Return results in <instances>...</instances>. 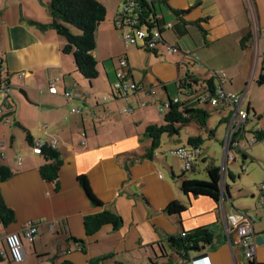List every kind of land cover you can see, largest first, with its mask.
<instances>
[{
    "label": "crops",
    "instance_id": "1",
    "mask_svg": "<svg viewBox=\"0 0 264 264\" xmlns=\"http://www.w3.org/2000/svg\"><path fill=\"white\" fill-rule=\"evenodd\" d=\"M29 1L31 8L26 0H0V59L11 87L1 102L5 112L0 114V164L12 173L0 182V196L13 212L11 223L0 222V264H14L4 240L10 233L21 235L24 259L19 264H150L159 254L157 243L166 236L203 226L215 235L201 253L208 257L188 264H247L242 249L233 241L230 244L225 234L223 216L233 211L255 217L254 264H264V208L259 205L264 179L254 206L241 210L230 203L226 180H235L234 164L247 158L238 154L226 162L223 143L228 110L214 112L219 117L213 130L207 125L202 132L193 126L185 137L165 138L162 153L159 147L150 159L142 158L151 145L145 128L161 124L168 102L199 90L213 71L224 72L227 91L244 95L242 106L250 118L242 130V150L253 131L264 130V39L257 53L250 40L242 45V38L250 32L245 0H149L154 8L151 15L158 16L162 28L163 44L154 52L143 50L141 44L126 45L117 33L120 29L114 26V17L126 0H116L114 6L108 0H97L109 11L111 25L98 28L107 40L99 42L98 32L92 53L98 76L91 82L75 71L72 55L62 52L63 37L38 28L50 22L49 0ZM254 3L264 25V0ZM168 22L172 29H163ZM164 44L176 51L168 54ZM123 58L137 85L126 99L111 90L115 72L121 70L118 60ZM251 70L254 80L247 83ZM51 85L56 94L49 93ZM257 89L260 93H255ZM65 92L72 98H65ZM195 136L202 139V152L185 178L206 181L207 168H219L225 181L224 199L219 202L185 195L178 178L181 164L176 167L169 162L167 152L194 146L188 145V138ZM221 138L220 157L210 139ZM40 140L55 141L54 149L60 154L58 189L40 176L44 158L32 152ZM252 162L259 183L264 170L254 155ZM81 175L102 208L121 218L120 228L106 225L91 236L85 234L84 218L101 209L88 202L78 184ZM250 196L254 198L253 193ZM174 201L185 210L179 216H168L164 209ZM29 223L37 230L33 242L22 236Z\"/></svg>",
    "mask_w": 264,
    "mask_h": 264
},
{
    "label": "trees",
    "instance_id": "2",
    "mask_svg": "<svg viewBox=\"0 0 264 264\" xmlns=\"http://www.w3.org/2000/svg\"><path fill=\"white\" fill-rule=\"evenodd\" d=\"M134 1L138 3L142 13L149 14L152 12L151 3L148 0ZM47 10L50 22L46 25L38 24V28L42 31L53 30L63 37L65 45L62 52L72 55L75 71L89 82L96 79L98 76L97 62L92 53L96 49L97 29L106 17L105 7L97 0H49ZM250 37L249 32L242 38V45L245 46ZM161 43L163 44L162 41ZM154 51L156 50L152 52ZM211 77L206 84L212 94L214 83L213 76ZM193 99L194 95L187 94L184 99H179L177 102L170 100L163 115L162 123L149 125L145 128L144 134L150 139L151 145L142 157L143 159H150L153 156L154 151L160 147L163 135L177 137L180 130L188 126H195L199 131L206 132L207 121L211 113L225 110L207 107L208 105L205 103L197 105ZM207 108H210L211 111ZM237 136L235 135L233 139H236ZM252 136L256 143L260 142L264 140V130H255L252 132ZM201 142L200 136L188 138V145L190 146L199 145ZM236 153L241 154L242 159L247 158L245 152L236 149ZM40 155L44 158V164L39 168L41 178L51 182L54 188L58 189V172L62 163L60 154L49 144H45L40 150ZM207 174L208 180L206 181L192 180L185 178V171H181L178 178L181 180L182 192L185 195L207 196L216 202H219L221 198L224 199V194L221 195L219 191L220 169L210 166L207 168ZM11 175L9 169L0 164V182L7 180ZM77 180L90 205L101 209L99 212L84 218L85 234L91 236L106 225H110L113 230L120 228L121 218L117 214L102 208V203L93 194L87 178L81 175ZM226 188L228 187L226 186ZM184 210L183 204L174 201L164 209V212L168 216H179ZM12 220L13 212L4 205L0 196V222L7 225ZM214 238L215 235L210 228L204 226L191 231H184L178 235L166 236L162 242L157 243L159 254L150 261V264H188L194 256L202 253V246L210 245Z\"/></svg>",
    "mask_w": 264,
    "mask_h": 264
},
{
    "label": "built area",
    "instance_id": "3",
    "mask_svg": "<svg viewBox=\"0 0 264 264\" xmlns=\"http://www.w3.org/2000/svg\"><path fill=\"white\" fill-rule=\"evenodd\" d=\"M149 1V0H148ZM150 2V1H149ZM246 8L248 11V16L250 20V41L251 47L255 53H257L259 48V41L261 38L264 39V25L260 24L258 18V12L254 3V0H245ZM152 11V9H151ZM114 26L117 29L122 30V39L124 43L128 46L135 47L141 44L142 49L145 51L152 52L161 44V31L162 28L158 24V16L156 14L151 15L144 14L139 8V5L134 0H126L124 5L119 9L114 17ZM172 23H164L163 29H172ZM165 45V44H164ZM165 50L168 54H172L176 49L170 45H165ZM121 70L115 72V80L111 83V90L116 92L118 96L125 98L128 97L130 91L137 90V85L131 79L129 73L126 71L127 63L126 60H118ZM4 69L2 67V60L0 59V91L3 93V100L8 97L10 92V83L4 75ZM213 76V92L212 94L208 90V85L203 84L200 86L199 90L191 93L194 95V102L197 105H202L205 103L210 107H216L219 109H225L229 111V124L227 134L223 143V151L225 154L226 162L234 161L237 157L236 149L240 152H244L240 145L242 130L250 118L248 112L243 109L244 95L234 92L227 91L223 83L225 82L224 72H212ZM187 85H190L188 82ZM190 88V87H188ZM49 93L56 94V90L53 85L49 87ZM153 95V92H150ZM64 97L71 99L72 96L69 92L64 93ZM2 100V101H3ZM105 101V99H104ZM179 101V98L173 100V102ZM4 103L0 104V114L4 113L3 106ZM142 106H146L143 102ZM5 107L9 110L8 105ZM168 104L166 106V109ZM76 110L74 109L73 112ZM238 135L236 138L239 142H236L233 137ZM235 141V142H233ZM255 140L252 137L250 145L254 144ZM49 144L51 148H55V141L49 143L40 140L34 143L32 152L33 154L40 155L41 148ZM202 148L199 145H194L191 147H175L167 152V155L176 157L181 162L182 171H191L194 167V163L197 157L201 154ZM226 168L222 170V175H224ZM161 177V175H159ZM224 178L220 177V189L223 191ZM259 205L264 208V181L259 186ZM254 216L248 215L242 212L233 211L229 214H224L223 216V226L225 230L226 237L230 244L233 241L238 245L244 255V259L247 264H254V246H253V222ZM36 227L34 224L29 223L25 226L22 236L28 241L33 242L36 236ZM232 234L234 235V240L232 239ZM7 247L8 254L11 258L12 263L19 264L24 259V253L22 249L21 235L18 233L7 234L4 238Z\"/></svg>",
    "mask_w": 264,
    "mask_h": 264
},
{
    "label": "rangeland",
    "instance_id": "4",
    "mask_svg": "<svg viewBox=\"0 0 264 264\" xmlns=\"http://www.w3.org/2000/svg\"><path fill=\"white\" fill-rule=\"evenodd\" d=\"M27 3L26 6L31 8L29 5V0H26ZM103 2H106V0H102ZM108 2L114 6L116 3V0H108ZM34 3V2H32ZM31 3V4H32ZM106 9V8H105ZM109 24L111 25L110 22V15H109V11L106 9V17L105 20L100 23L99 27L102 26V28L104 27L103 25ZM98 27V28H99ZM98 29H97V38H98ZM119 35L122 34V30H118L117 32ZM122 38V36H121ZM263 38L260 39L259 41V47L261 44ZM106 41L107 40V35L104 33V31L99 32V42L102 41ZM219 72V71H218ZM254 71L251 70V74L249 75L248 79H247V83H252L254 78L251 76L252 73ZM255 93H260L259 89L255 90ZM3 100V93L0 91V104ZM262 100H264V98H262ZM264 105V104H263ZM219 117L218 114L212 113L210 118L207 121V125L209 126V128H211L212 130L214 129V120ZM261 125L264 127V118L261 120ZM190 129H194L193 126H188V127H184L180 130L179 135L181 134V137H185L187 134V131H190ZM167 135H163V138H161L162 142L160 145V151L161 153L163 152L162 150L164 148V139L167 138ZM175 139L178 138L174 137ZM223 140V138L218 139V140H214V139H210V142L215 146L216 150L218 151L219 156H222V146H221V141ZM249 140L250 138H247V140H245L244 142H247L244 144V149H245V153L248 156L247 159L245 160V162H242L241 159H238L236 161V163L234 164L233 167V173L235 176V180L232 182L229 178H227L226 180V184L230 187V197L232 198V201L230 203L233 204H237V207L240 208L241 210H243V208L247 205H251L254 206L256 197L258 196V185L262 182V180L264 178L261 177L260 182L257 183L256 179L258 178L257 173H255V171H253V162H252V156H256L257 160L259 161V163L262 164V168L264 170V140L254 143L252 145L249 144ZM207 146V144H204V147ZM158 150V152H160ZM169 158V162H171L172 165H175L176 167L180 166V161L171 155H168ZM179 164V165H178ZM241 166H243V168L241 169ZM249 192V193H248ZM250 193H253L254 198L251 199Z\"/></svg>",
    "mask_w": 264,
    "mask_h": 264
},
{
    "label": "water",
    "instance_id": "5",
    "mask_svg": "<svg viewBox=\"0 0 264 264\" xmlns=\"http://www.w3.org/2000/svg\"><path fill=\"white\" fill-rule=\"evenodd\" d=\"M154 9V8H153ZM152 9V10H153ZM133 82H134V80H133ZM19 93L23 96V98L26 100V101H28V99H27V96H26V94L24 93V91H19ZM127 97H125V99H126ZM219 191H220V193H221V189L219 188ZM225 191L226 192H228V190L227 189H225ZM261 194V193H260ZM263 195H264V193H263ZM196 197V196H195ZM204 248H205V246H203L202 247V250H204ZM207 254L206 253H203V254H200V255H197V256H195L194 258H192V262L193 263H196V262H199V261H202V260H205V259H207Z\"/></svg>",
    "mask_w": 264,
    "mask_h": 264
},
{
    "label": "bare ground",
    "instance_id": "6",
    "mask_svg": "<svg viewBox=\"0 0 264 264\" xmlns=\"http://www.w3.org/2000/svg\"><path fill=\"white\" fill-rule=\"evenodd\" d=\"M258 18H259V15H258ZM240 140V139H239ZM239 140H237V138L235 139L236 142H239ZM251 142V139L249 140V143ZM256 143V142H255ZM224 186H225V181H224ZM219 188H220V184H219ZM224 192V187H223V191L221 192V195L223 194ZM255 220V218H254Z\"/></svg>",
    "mask_w": 264,
    "mask_h": 264
}]
</instances>
